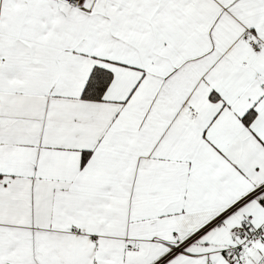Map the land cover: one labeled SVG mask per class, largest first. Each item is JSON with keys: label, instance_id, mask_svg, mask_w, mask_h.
<instances>
[{"label": "snow or ice", "instance_id": "obj_1", "mask_svg": "<svg viewBox=\"0 0 264 264\" xmlns=\"http://www.w3.org/2000/svg\"><path fill=\"white\" fill-rule=\"evenodd\" d=\"M0 264H264V0H0Z\"/></svg>", "mask_w": 264, "mask_h": 264}]
</instances>
